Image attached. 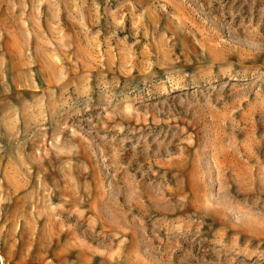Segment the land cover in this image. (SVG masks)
Instances as JSON below:
<instances>
[{
  "label": "rangeland",
  "instance_id": "1",
  "mask_svg": "<svg viewBox=\"0 0 264 264\" xmlns=\"http://www.w3.org/2000/svg\"><path fill=\"white\" fill-rule=\"evenodd\" d=\"M0 264H264V0H0Z\"/></svg>",
  "mask_w": 264,
  "mask_h": 264
},
{
  "label": "bare ground",
  "instance_id": "2",
  "mask_svg": "<svg viewBox=\"0 0 264 264\" xmlns=\"http://www.w3.org/2000/svg\"><path fill=\"white\" fill-rule=\"evenodd\" d=\"M17 191V190H16Z\"/></svg>",
  "mask_w": 264,
  "mask_h": 264
}]
</instances>
